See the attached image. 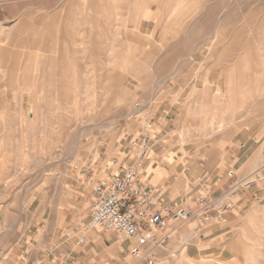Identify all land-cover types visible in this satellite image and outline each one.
Segmentation results:
<instances>
[{
  "label": "rangeland",
  "instance_id": "rangeland-1",
  "mask_svg": "<svg viewBox=\"0 0 264 264\" xmlns=\"http://www.w3.org/2000/svg\"><path fill=\"white\" fill-rule=\"evenodd\" d=\"M224 19L249 20L235 45L258 54L264 0H0V262L90 215L81 180L112 164L118 141L140 139L152 114L182 104L187 142L210 164L237 141H264L258 59L191 57ZM207 66L242 73H193ZM244 127L252 138L237 137ZM239 240L243 264H264V221Z\"/></svg>",
  "mask_w": 264,
  "mask_h": 264
},
{
  "label": "crops",
  "instance_id": "crops-1",
  "mask_svg": "<svg viewBox=\"0 0 264 264\" xmlns=\"http://www.w3.org/2000/svg\"><path fill=\"white\" fill-rule=\"evenodd\" d=\"M247 21L243 25L222 20L219 25L222 33L212 34L200 50L195 48L191 57L208 60L214 58L217 52L227 58L235 53V57L239 58H257L264 77V23L257 46L258 54L238 51L239 47L235 45L240 42L239 34L243 28L246 30L250 26ZM230 27L236 28L232 31L233 36H230ZM234 68L207 66L206 70L197 69L193 73L207 76L242 73ZM206 91H209L208 87ZM226 93L219 94L220 101L225 104L232 98V89L228 87ZM183 112L181 104L152 114L143 136L138 140L132 139L128 144L124 140L118 141L113 147L115 155L111 159L112 164L103 171L101 167L92 169L91 176L87 174L80 186L86 189L87 198H82L83 201L94 205L96 185L105 178L123 175L127 168L136 167L143 148L147 146L137 185L147 197L148 205L141 210L153 214L183 208L191 213L189 219L175 215L167 217L164 226L150 232L157 239V244L150 243L145 254L138 257L130 253L132 242L122 239L118 244L106 232L91 228L92 212L90 215L72 216L69 227L58 239H55V233H51L25 250L13 248L8 263L150 264L152 261L153 264H243L247 246L239 238L264 221L261 183L264 179V141L260 144L256 140L248 143L237 141L238 146L231 151L232 158L226 161L225 157L219 159L214 155L215 160L210 164L203 160L205 153L198 145L188 144L186 129L181 127L188 121ZM243 121L257 120L248 117ZM220 124H223L222 121ZM223 129L220 125L211 134L223 132ZM244 130L245 127L237 137L252 138L247 132L241 134ZM140 198L142 196H136L134 200ZM141 224L143 228L147 227L145 221Z\"/></svg>",
  "mask_w": 264,
  "mask_h": 264
},
{
  "label": "built area",
  "instance_id": "built-area-1",
  "mask_svg": "<svg viewBox=\"0 0 264 264\" xmlns=\"http://www.w3.org/2000/svg\"><path fill=\"white\" fill-rule=\"evenodd\" d=\"M147 146L141 152L136 167L127 168L123 175L101 180L95 187V200L91 214V228H104L119 234L123 240L132 242L130 253L142 257L150 243L157 239L150 232L162 227L166 218L175 215L184 220L191 213L185 209H168L164 213H147L141 210L148 205V199L140 191L138 180L146 156ZM136 196H142L136 201ZM142 221L147 227L143 228ZM150 264H153L150 261Z\"/></svg>",
  "mask_w": 264,
  "mask_h": 264
}]
</instances>
